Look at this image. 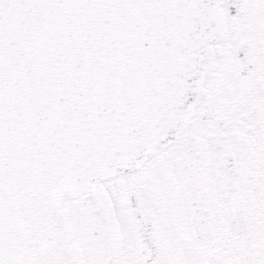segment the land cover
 <instances>
[{"label": "snow or ice", "instance_id": "snow-or-ice-1", "mask_svg": "<svg viewBox=\"0 0 264 264\" xmlns=\"http://www.w3.org/2000/svg\"><path fill=\"white\" fill-rule=\"evenodd\" d=\"M0 264H264V0H0Z\"/></svg>", "mask_w": 264, "mask_h": 264}]
</instances>
